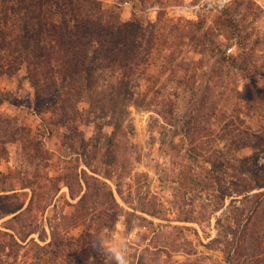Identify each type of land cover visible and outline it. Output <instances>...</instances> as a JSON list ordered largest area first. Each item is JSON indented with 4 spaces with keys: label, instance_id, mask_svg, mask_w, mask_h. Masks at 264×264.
I'll list each match as a JSON object with an SVG mask.
<instances>
[{
    "label": "rangeland",
    "instance_id": "374dc122",
    "mask_svg": "<svg viewBox=\"0 0 264 264\" xmlns=\"http://www.w3.org/2000/svg\"><path fill=\"white\" fill-rule=\"evenodd\" d=\"M42 1L0 0V264H264V0H95L90 72Z\"/></svg>",
    "mask_w": 264,
    "mask_h": 264
},
{
    "label": "trees",
    "instance_id": "16d2710c",
    "mask_svg": "<svg viewBox=\"0 0 264 264\" xmlns=\"http://www.w3.org/2000/svg\"><path fill=\"white\" fill-rule=\"evenodd\" d=\"M42 6H47V9H53L55 14L61 15V24L53 23L51 27L44 29V33H47L46 30H49L53 36L56 34L55 38H58V50H61L63 56H69L67 59L69 64H72L74 68L83 67L87 69L88 72L92 69L94 64L97 63V60L100 57H104L103 55L97 54L93 46L101 45L104 47L105 44H109L110 49H116L117 47L123 46L122 43L119 42V33L113 32L110 30L104 32V29H109L112 27L110 24H104L102 21V17L97 15L96 9L101 10L102 8L95 0H44L42 1ZM22 9L18 12V17L16 22L19 21L21 23V35H15V40L17 41L18 47H22L24 51H26V64L30 66L31 63H39L40 61H32V55L34 54L36 58L39 59L38 56L48 58L49 49L46 50L42 54H37L34 47L28 46V42L30 40V36L25 32L28 27H32L35 29L39 23L40 11L32 10L30 5L22 6ZM72 18V19H70ZM119 24V23H118ZM121 26V23L119 24ZM125 26V25H123ZM44 27H48L45 26ZM109 33V38H105V34ZM129 35L132 34L130 31ZM124 47V46H123ZM65 51H63L62 49ZM31 57V59H30ZM72 58L74 61H72ZM49 67L52 68L51 63H49ZM33 67H29V75L31 74ZM78 71L76 74L71 75V81L75 79V76L84 79L87 77L89 73L79 74ZM34 81V77H29ZM53 78V77H52ZM77 80V79H76ZM78 81V80H77ZM51 82L55 85V79H52ZM34 84V82H33ZM61 103L64 99H61ZM70 102L65 100L61 105L62 111H66L64 107L66 104ZM70 104V103H69ZM68 104V105H69ZM73 111H75V107H72ZM15 212V211H13Z\"/></svg>",
    "mask_w": 264,
    "mask_h": 264
},
{
    "label": "built area",
    "instance_id": "2783aa9c",
    "mask_svg": "<svg viewBox=\"0 0 264 264\" xmlns=\"http://www.w3.org/2000/svg\"><path fill=\"white\" fill-rule=\"evenodd\" d=\"M233 0H201L198 3H187L185 9L188 10L189 14H196L199 10H203L206 12L209 11H223ZM262 6V18L264 20V4ZM233 48L231 47L228 51V53H231ZM137 229H134L130 232V235L128 237V241L130 238L137 234Z\"/></svg>",
    "mask_w": 264,
    "mask_h": 264
},
{
    "label": "clouds",
    "instance_id": "9594fccd",
    "mask_svg": "<svg viewBox=\"0 0 264 264\" xmlns=\"http://www.w3.org/2000/svg\"><path fill=\"white\" fill-rule=\"evenodd\" d=\"M119 264H125V261L121 258V259L119 260Z\"/></svg>",
    "mask_w": 264,
    "mask_h": 264
}]
</instances>
